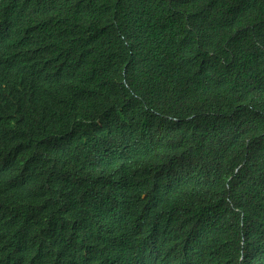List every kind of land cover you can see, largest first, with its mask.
Instances as JSON below:
<instances>
[{"label": "trees", "instance_id": "obj_1", "mask_svg": "<svg viewBox=\"0 0 264 264\" xmlns=\"http://www.w3.org/2000/svg\"><path fill=\"white\" fill-rule=\"evenodd\" d=\"M78 106L99 121L82 149ZM0 173L23 177L0 176V264L100 239L69 264L115 244L146 264H242V241L259 258L264 0H0Z\"/></svg>", "mask_w": 264, "mask_h": 264}, {"label": "clouds", "instance_id": "obj_2", "mask_svg": "<svg viewBox=\"0 0 264 264\" xmlns=\"http://www.w3.org/2000/svg\"><path fill=\"white\" fill-rule=\"evenodd\" d=\"M98 119L94 117L91 110H83L80 106L74 108L70 115L71 143H79L81 149L87 143L91 130ZM69 144V145H70ZM81 163L80 158L75 160L69 170L61 177L60 190L67 192L72 196H78V185L81 176L78 173V165ZM0 176L11 183H20L23 177L16 173H0ZM143 233L146 236L154 237L163 231V225L158 218L146 217L142 223ZM180 230V229H178ZM101 239L98 241L73 242L68 241L64 245L57 248L59 254L66 259V263H80L88 260ZM242 250L239 251L238 261L242 264H264V253L259 258L248 260L244 255L243 241L241 242ZM235 260V259H234ZM23 264V263H17ZM104 264H146L137 256L128 252L118 244H115L107 252ZM214 264H228L227 260L219 254Z\"/></svg>", "mask_w": 264, "mask_h": 264}]
</instances>
